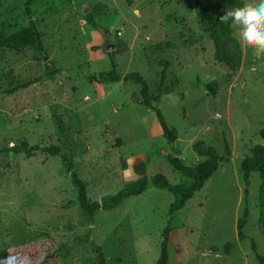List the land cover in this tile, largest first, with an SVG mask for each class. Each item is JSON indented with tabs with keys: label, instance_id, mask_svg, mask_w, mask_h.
<instances>
[{
	"label": "rangeland",
	"instance_id": "374dc122",
	"mask_svg": "<svg viewBox=\"0 0 264 264\" xmlns=\"http://www.w3.org/2000/svg\"><path fill=\"white\" fill-rule=\"evenodd\" d=\"M243 2L0 0V33L11 35L34 20L47 51L0 48V148L26 141L71 149L91 201L115 195L139 175L161 174L171 185H191L168 155L194 167L210 147L226 157L225 140L232 151L174 218L168 213L174 195L150 181L142 195L113 211H97L93 220L83 214L60 157L0 156V250L49 234L62 264H99L97 247L106 264H157L162 232L171 221L185 257L177 262L171 250L169 264H259L251 244L264 257V187L261 193L260 173H253L244 202L241 162L263 143L264 59L254 57L219 20ZM206 10L215 39L204 25ZM88 15L108 31L107 41L86 23ZM232 38L241 46V61ZM216 44L236 71L216 61ZM114 65L120 75L139 73L152 95L166 69L164 94L154 106L178 132L176 142L168 141L156 113L143 104L140 85L91 79ZM48 66L61 73L45 77ZM36 78L40 81L28 88L7 93ZM206 83L215 93L203 87ZM134 158L143 164L132 167V174L127 161L133 164ZM246 206V239L239 241L237 221ZM228 242L237 243L230 254L223 248Z\"/></svg>",
	"mask_w": 264,
	"mask_h": 264
},
{
	"label": "trees",
	"instance_id": "16d2710c",
	"mask_svg": "<svg viewBox=\"0 0 264 264\" xmlns=\"http://www.w3.org/2000/svg\"><path fill=\"white\" fill-rule=\"evenodd\" d=\"M27 15L31 18V11L29 5L26 10ZM207 10L204 12V22L207 27V32H210L212 38L215 36L210 31L212 21L206 17ZM86 23L92 24L93 27L104 35V40L107 41L108 31H104L95 21V19L88 15L85 17ZM226 28L229 30V26L226 24ZM230 33V32H229ZM232 42L236 46V55L238 61H241L242 50L237 39L232 38ZM0 48L10 51H20L22 49L35 50L41 55H46L47 51L43 42V35L38 29L34 20L30 21L29 26L20 29L19 31L6 35L0 33ZM216 61L219 63H226L229 68L236 71V67L231 61H228L220 52V47L216 44L215 51ZM169 64L165 63V68H168ZM61 73V69L56 67H47L45 77H53ZM91 79L98 84H110L120 81L128 82L132 81L141 87L140 96L143 104L152 109L157 116L162 134L168 139L170 143L177 141L178 132L175 129H170L165 121L162 113L154 106L161 101V97L164 94L163 86L167 79L166 69L162 72L161 80L158 85V91L156 95L150 93V87L147 81L139 73H129L126 75L118 74L116 66L110 72L100 73L98 76H93ZM40 81V78H36L27 83L18 84L14 86L7 93H15L18 90L26 89L29 86ZM203 87L207 91L215 93L212 83H206ZM260 136L263 140L262 144H256L250 148V155L246 156L241 162V170L243 173V179L245 182L244 190V202L247 203V196L249 194L250 179L253 173H260L262 180L261 193L264 187V130L261 131ZM36 153L47 154L52 157H60L67 173L70 175L73 185L78 190V200L86 218L93 220L95 214L99 210L113 211L116 208L123 205L124 201L130 197L140 196L148 189L149 182L152 181L154 186L167 189L175 197L173 203L169 208V216H173L184 209L187 203L200 192L206 182H208L215 172L219 169V164L222 161H229L232 157V151L228 142L225 140V153L226 157H221L217 151L210 147L206 152V159L199 162L194 167H188L184 164L180 158L168 155V161L173 168L184 176L190 178L193 183L191 185H171L164 175H156L150 179L147 175L140 176L133 184L117 192L115 195L104 196L101 201H91L88 198L87 183L84 182L78 175L75 169L74 154L71 149L59 145H30L28 142L23 141L13 146H5L0 148V156L9 154H24L26 157H32ZM249 209L246 206L243 210L241 217L237 221L238 240L244 241L246 239L244 229L249 219ZM162 243L160 256L157 264H169L170 263V251L175 255L177 262H182L185 257V248L182 245L179 236V230L173 226L171 221L165 227L162 232ZM237 243L228 242L224 245V251L226 254H230ZM255 253V257L259 264H264V257L258 253L257 246L254 242L251 244ZM217 251V248H214ZM99 264H106V257L100 247L96 248ZM0 261L4 264H62L61 257L57 250L56 241L53 236L46 234L43 239L39 241H31L21 246L7 248L0 250Z\"/></svg>",
	"mask_w": 264,
	"mask_h": 264
},
{
	"label": "clouds",
	"instance_id": "9594fccd",
	"mask_svg": "<svg viewBox=\"0 0 264 264\" xmlns=\"http://www.w3.org/2000/svg\"><path fill=\"white\" fill-rule=\"evenodd\" d=\"M219 20L235 32L242 46L250 49L254 57L264 59V0H244L241 6L227 9Z\"/></svg>",
	"mask_w": 264,
	"mask_h": 264
},
{
	"label": "crops",
	"instance_id": "0c3cea01",
	"mask_svg": "<svg viewBox=\"0 0 264 264\" xmlns=\"http://www.w3.org/2000/svg\"><path fill=\"white\" fill-rule=\"evenodd\" d=\"M132 162H133V164H131V162H129V161H127V167L129 168V167H131L130 168V170L128 171L129 173H132L133 174V171H134V169H132V167H135V165L139 162L140 164L139 165H141L142 166V164H143V162L139 159V158H134L133 160H132ZM133 165V166H132ZM138 165V166H139ZM137 166V165H136ZM142 176V175H141ZM140 177V175L139 176H136V178H139ZM133 182H135V181H133ZM189 203V202H188ZM187 203V204H188ZM187 206V205H186ZM176 215L177 214H175L174 216H173V218L174 217H176ZM180 236V235H179Z\"/></svg>",
	"mask_w": 264,
	"mask_h": 264
},
{
	"label": "water",
	"instance_id": "95a60500",
	"mask_svg": "<svg viewBox=\"0 0 264 264\" xmlns=\"http://www.w3.org/2000/svg\"><path fill=\"white\" fill-rule=\"evenodd\" d=\"M47 58V57H46Z\"/></svg>",
	"mask_w": 264,
	"mask_h": 264
}]
</instances>
